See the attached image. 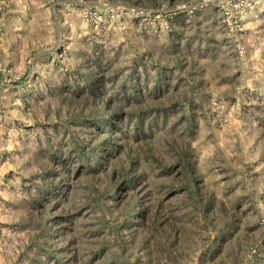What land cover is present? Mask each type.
Listing matches in <instances>:
<instances>
[{"label":"rangeland","instance_id":"rangeland-1","mask_svg":"<svg viewBox=\"0 0 264 264\" xmlns=\"http://www.w3.org/2000/svg\"><path fill=\"white\" fill-rule=\"evenodd\" d=\"M0 264H264V15L0 0Z\"/></svg>","mask_w":264,"mask_h":264},{"label":"built area","instance_id":"built-area-1","mask_svg":"<svg viewBox=\"0 0 264 264\" xmlns=\"http://www.w3.org/2000/svg\"><path fill=\"white\" fill-rule=\"evenodd\" d=\"M216 4L229 26L241 28L248 14L264 15V0H204Z\"/></svg>","mask_w":264,"mask_h":264}]
</instances>
